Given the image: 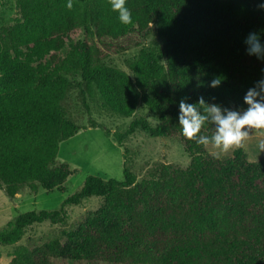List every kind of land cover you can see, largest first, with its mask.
<instances>
[{
  "label": "trees",
  "instance_id": "trees-1",
  "mask_svg": "<svg viewBox=\"0 0 264 264\" xmlns=\"http://www.w3.org/2000/svg\"><path fill=\"white\" fill-rule=\"evenodd\" d=\"M67 2L16 0L19 16L0 28V189L13 198L24 188L37 193L61 183L53 180L60 142L100 126L73 116V88L96 92L120 116H131L139 101L156 116L154 125L140 117L114 133L123 158L124 139L140 128L178 138L191 161L156 164L138 181L124 160L122 181L88 175L58 209L18 214L0 229V245L16 243L33 223H64L67 205L92 196L105 198L116 222L88 218L75 234L20 247L9 264H264V156L249 160L239 148L216 159L178 124L182 98L246 109L243 97L264 78V58L248 55L244 41L256 33L264 44V0H126L128 25L108 0H72V9ZM151 26L157 52L141 49L128 61L132 76L103 63L109 52L140 44ZM77 29L93 41L72 40ZM215 78L221 84L209 87ZM213 132L206 123L200 135Z\"/></svg>",
  "mask_w": 264,
  "mask_h": 264
},
{
  "label": "rangeland",
  "instance_id": "rangeland-1",
  "mask_svg": "<svg viewBox=\"0 0 264 264\" xmlns=\"http://www.w3.org/2000/svg\"><path fill=\"white\" fill-rule=\"evenodd\" d=\"M18 16L16 0H0V28L13 24ZM71 38L87 42H92L94 39L88 37L81 29L73 31ZM120 41V43L124 42ZM158 43L155 28L151 26L147 36L140 39V44L130 45L127 49L116 53L109 52L102 61L104 64L116 66L132 76L127 62L134 59L141 49L157 52ZM76 81H79V77H76ZM67 104L80 125L88 126L90 118L100 126L80 129L72 137L60 142L54 165L60 174L53 178V180L62 179L58 186L51 189L39 187L37 193L24 188L13 198H8L0 189V229L6 228L20 213L30 210L58 209L67 196L80 189L88 175L105 180L114 178L122 181L124 160L138 181L144 177L148 169L156 164L172 163L176 166L186 167L191 161L192 155L184 151L178 138L151 137L140 128L124 139L123 143L127 151L123 158L124 147L117 144L114 133L125 131L129 122L135 118L143 117L151 125L157 122L156 116L141 101L138 102L134 113L125 117L104 107L96 92L91 96L83 95L79 88H73L68 94ZM250 134L249 140L241 149L249 160H255L264 156V152L259 153L256 148L257 140L264 138V130H252ZM207 150L210 153L213 151L211 146H208ZM110 208L111 206L106 203L103 196H92L78 205H67V218L64 223L53 224L49 221L33 223L25 228L19 241L10 245H0V264H9L14 252L20 247L30 249L55 240L64 234L77 233L88 218H92L98 224L116 222ZM52 264L88 263L55 258Z\"/></svg>",
  "mask_w": 264,
  "mask_h": 264
},
{
  "label": "clouds",
  "instance_id": "clouds-1",
  "mask_svg": "<svg viewBox=\"0 0 264 264\" xmlns=\"http://www.w3.org/2000/svg\"><path fill=\"white\" fill-rule=\"evenodd\" d=\"M111 9L118 13L122 24L128 25L132 21V13L126 6V0H108ZM264 8V3L259 5ZM66 7L72 9V0H68ZM244 43L247 45V54L264 58V44L261 43L256 33H249ZM221 84L220 78L211 80L209 87L216 88ZM186 99L179 102L178 124L181 134L188 140L197 144L211 146L212 155L221 159L234 149L245 145L250 138L252 130H264V78L257 81L249 88L243 97L247 105L243 111L222 109L216 104L205 105L203 96L196 103H188ZM199 105L200 107H197ZM206 123L214 126L211 136L200 135ZM259 153L264 152V138H259L256 143Z\"/></svg>",
  "mask_w": 264,
  "mask_h": 264
}]
</instances>
